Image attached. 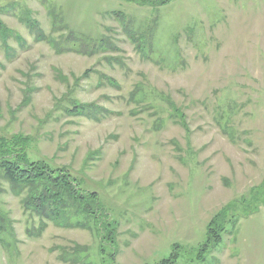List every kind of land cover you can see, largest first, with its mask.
I'll return each instance as SVG.
<instances>
[{"label": "rangeland", "instance_id": "obj_1", "mask_svg": "<svg viewBox=\"0 0 264 264\" xmlns=\"http://www.w3.org/2000/svg\"><path fill=\"white\" fill-rule=\"evenodd\" d=\"M154 4L0 0V139L100 206L58 225L0 169V264H264V0Z\"/></svg>", "mask_w": 264, "mask_h": 264}, {"label": "trees", "instance_id": "obj_2", "mask_svg": "<svg viewBox=\"0 0 264 264\" xmlns=\"http://www.w3.org/2000/svg\"><path fill=\"white\" fill-rule=\"evenodd\" d=\"M129 1L138 5L155 3V7H159L170 0ZM31 24L33 29L38 30V36L40 37L42 30L39 24L36 21H31ZM62 49L64 48H59V50ZM87 74L88 70L84 71L81 76L84 77ZM76 80H79V78ZM147 93L142 88L129 96L132 101L143 104L144 100L139 97L135 98V96L143 95L146 98ZM169 104L173 110L177 111L176 115H178L179 108L176 104L173 101H170ZM82 106H84V110L91 107L88 104H83ZM100 114L102 115V113ZM28 143V136L22 133L14 134L4 140L0 139V169L2 176L18 192H20V189H25L26 200L24 199V204L26 202V205L33 209L34 213L40 218L45 215L58 225L71 226L73 225L71 223L72 218L82 214L97 221L99 214L98 218L96 216L100 208L98 199H96L97 194L84 191L83 189L77 190L79 183L76 177L64 166L54 168L44 160L30 161L26 154ZM229 221L226 218L225 208L218 211L210 219L207 225L206 242L202 245V253L222 240V233L225 231L226 223ZM107 227H110V225H107ZM101 236L105 240L112 241L115 239V230L108 229V232L101 234ZM82 249V247L74 246L72 253L83 251ZM111 254L114 255L112 252ZM174 259L175 257L171 255L163 260L161 264H173L175 262Z\"/></svg>", "mask_w": 264, "mask_h": 264}]
</instances>
